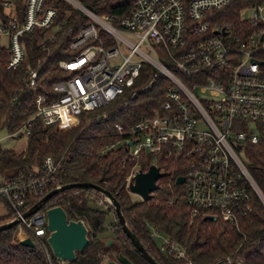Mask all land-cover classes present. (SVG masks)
<instances>
[{
	"label": "built area",
	"instance_id": "obj_1",
	"mask_svg": "<svg viewBox=\"0 0 264 264\" xmlns=\"http://www.w3.org/2000/svg\"><path fill=\"white\" fill-rule=\"evenodd\" d=\"M47 1L0 0V39L6 37L0 41V67L12 70L22 63L24 33L47 30L53 41L60 26L58 7ZM62 1L88 19L69 45L79 51L57 62L71 74L52 82L51 93L56 95L35 94L34 113L7 135L28 133L34 118L67 128L84 110H97L122 96L148 64L150 80L129 96L161 77L163 99L159 109L128 127L115 123L128 156L135 161L151 156L154 164L160 158H179L185 172L177 184L190 223L208 217L234 223L239 214L252 210L254 199L264 209V194L242 156L246 143L264 138V0H247L255 7L253 15L240 17L236 27L213 21L208 12L239 0H131L128 12L119 17L95 12L78 0ZM68 14L66 9L64 17ZM37 72L38 67L27 75L32 88ZM132 145L137 153L130 151ZM42 166L40 175L2 176L0 206L7 209L5 221L18 218L13 240L30 237L49 259L47 207L23 216L53 183L58 161L45 155ZM173 244L169 241L166 250L182 257L183 250L175 244V251Z\"/></svg>",
	"mask_w": 264,
	"mask_h": 264
},
{
	"label": "trees",
	"instance_id": "obj_2",
	"mask_svg": "<svg viewBox=\"0 0 264 264\" xmlns=\"http://www.w3.org/2000/svg\"><path fill=\"white\" fill-rule=\"evenodd\" d=\"M78 1L95 12L116 17L126 14L132 6L131 0ZM47 4L58 7L56 22H60V26L53 33V41L48 38L50 31L47 30L24 33L26 53L22 63L12 70L0 67V131L9 133L16 130L34 113L35 94L56 95L51 93L52 82L71 74L62 71L57 62L79 51L71 49L69 45L88 19L62 0H49ZM238 7L234 1L208 13H212L213 21L228 22L236 27L241 21ZM66 9H69V14L64 17ZM247 24L242 22L246 28ZM37 67L38 82L32 88L27 75L29 70ZM151 74L152 68L144 64L128 91L97 110H84L78 117V126L61 128L56 124H43L39 118H34L29 124L27 144L22 151L0 146L1 177L10 179L29 174L40 175L44 173L43 157L51 155L58 161V166L52 177L53 183L45 193L55 187V182L89 181L107 189L119 201L128 228L158 264H176L179 260L191 264H264V209L259 200L254 199L252 210L239 214L234 223L220 218H195L190 223V211L181 195L180 185L174 181L177 175L185 172L178 157L157 159L156 164L166 173L156 181L158 188L152 192L150 199L144 201L131 197L127 188L133 166L136 164L145 170L151 159L139 158L135 161L129 157L122 143L123 133L117 130L115 123H122L126 128L145 114L159 109L164 92L161 77L150 87L129 96L132 89L146 84ZM102 109L106 110L105 114ZM243 149L250 174L264 194V138L255 143H246ZM41 196L33 199V202ZM96 203L104 204V208L99 209L94 205ZM56 204L64 208L69 219L80 218L88 227L86 247L76 251L69 264H102L104 253L110 259L113 253H122L132 264H151L135 249L121 228L113 207L99 192L73 187L51 197L43 206ZM108 215L112 216L113 221L105 222ZM6 219H0V223ZM109 225L114 229L111 243L106 244L109 236L102 234ZM151 227L163 232L170 242L183 250L184 255L176 257L174 252L167 250L162 253L153 240ZM13 229L14 226L0 230V264H60L50 249L47 259L40 246L26 247L13 240Z\"/></svg>",
	"mask_w": 264,
	"mask_h": 264
},
{
	"label": "water",
	"instance_id": "obj_3",
	"mask_svg": "<svg viewBox=\"0 0 264 264\" xmlns=\"http://www.w3.org/2000/svg\"><path fill=\"white\" fill-rule=\"evenodd\" d=\"M147 167L148 168L145 170L137 168L131 180L128 181L129 193L136 194L144 201L151 198L152 191L158 188V183L156 181L166 173L154 163H150ZM174 181L176 183L183 182V176L177 175ZM73 187L90 188L102 194L106 202L113 207V212L116 213L121 228L130 242L133 243L135 249L151 264H158L154 257L145 251L135 233L128 228L123 213H121L120 203L117 198H114L107 189L92 182L74 181L66 184H56L53 189L43 194L38 201L28 207L26 211H24L23 216L38 210L56 194ZM45 214L47 215L46 227L49 231L47 243L50 246L51 252L55 259L59 260L61 264H68V262L73 261L76 251L83 250L86 247L88 229L84 221L80 218L68 220L64 208L59 204L47 207ZM208 218L213 219V217ZM17 222L18 218H11V220L4 221L0 223V230L11 228V226H14ZM110 242L111 240L108 239L105 243L109 244ZM19 244L26 247H35L34 242L28 236L25 239L19 240ZM106 264H132V262L122 253H118V260L109 259Z\"/></svg>",
	"mask_w": 264,
	"mask_h": 264
},
{
	"label": "rangeland",
	"instance_id": "obj_4",
	"mask_svg": "<svg viewBox=\"0 0 264 264\" xmlns=\"http://www.w3.org/2000/svg\"><path fill=\"white\" fill-rule=\"evenodd\" d=\"M249 3H251V2H248L247 0L246 1H243V0L236 1V4H238L239 6L240 5H242V6L248 5L247 7H244L242 9L238 10V12L240 13V17L241 18H247V17H250V16L253 15L252 12L255 9V7L251 6V4H249ZM4 39L6 41V37H2V39H0V41H4ZM196 93L198 94V90H196ZM102 112H103V114H105L106 110L102 109ZM259 124L260 123H257L256 125L259 126ZM73 125H76V126L80 125V119L77 118L75 120V122H73L69 126H73ZM58 127H60V126H58ZM7 134H8V132L6 130H1L0 131V146L1 147L6 148V149H12V150H14L16 152L22 151L25 148V146L27 144L26 134L25 133L22 136H16V135H9L8 136ZM130 151L133 152V153H137L136 146L132 145L131 148H130ZM242 156H243V151H242ZM149 158L151 159V161L154 160V158L151 157V156H149ZM180 165L182 167H185L184 164H180ZM0 178H1V175H0ZM130 195L134 199H140L141 200V198L138 197L134 193H131ZM94 205L96 207H98L99 209L104 208V204H102V203L101 204L96 203ZM6 217H8L7 209L5 207H3V206H0V219L6 218ZM110 221H113V218H112L111 215H108L106 217V221L105 222H110ZM151 233L153 235V240L156 243L157 247L160 249V251L162 253H165L166 252V247L168 246V243H169V240H168L167 236L163 232H161V231H159V230H157L155 228H152V227H151ZM102 235L105 236V233H103ZM173 247H174L175 251L178 250V247L175 244H173ZM49 249H50V246H49ZM50 252H51V249H50ZM50 252H49V256H50ZM51 254H52V252H51ZM107 257H109V255L104 253V255L102 257V259H103L102 264H106V261L108 260ZM54 259H55V257H54ZM56 261H59V260H56ZM59 263L61 264L60 261H59ZM176 264H189V263L186 262V261H183V260H179Z\"/></svg>",
	"mask_w": 264,
	"mask_h": 264
},
{
	"label": "flooded vegetation",
	"instance_id": "obj_5",
	"mask_svg": "<svg viewBox=\"0 0 264 264\" xmlns=\"http://www.w3.org/2000/svg\"><path fill=\"white\" fill-rule=\"evenodd\" d=\"M108 205H109V204H108ZM67 218H68V216H67ZM71 219H73V218H71ZM71 219L68 218V220H71ZM86 228L88 229L87 226H86ZM113 229H114V228L111 227L110 225L107 226V231L105 232V235H108V236H109V238H107V240L110 239V240L112 241L111 236H112ZM87 233H88V232H87ZM107 240H106V241H107ZM110 243H111V242H110ZM107 259L109 260L110 258L107 257ZM112 259L118 260V255L113 254ZM108 260H107V261H108ZM107 261H106V262H107ZM69 263H70V262H68V264H69Z\"/></svg>",
	"mask_w": 264,
	"mask_h": 264
}]
</instances>
